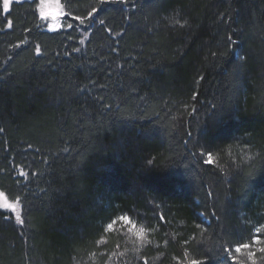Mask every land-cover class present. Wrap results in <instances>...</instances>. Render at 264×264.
<instances>
[{"label": "trees", "instance_id": "1", "mask_svg": "<svg viewBox=\"0 0 264 264\" xmlns=\"http://www.w3.org/2000/svg\"><path fill=\"white\" fill-rule=\"evenodd\" d=\"M37 1L0 0V264H127L135 209L131 264H264V0Z\"/></svg>", "mask_w": 264, "mask_h": 264}, {"label": "rangeland", "instance_id": "2", "mask_svg": "<svg viewBox=\"0 0 264 264\" xmlns=\"http://www.w3.org/2000/svg\"><path fill=\"white\" fill-rule=\"evenodd\" d=\"M15 1L19 2L23 0H12V3ZM12 3L10 4L7 10L4 9L5 14H7V12L9 11ZM37 3L35 5L36 12L39 14V19L43 25L42 27L46 31L53 32L61 29L62 27L66 28L70 27L71 25H76L78 23V21L74 19V15L66 7L64 0H39L37 1ZM150 199H152V201L154 200V198L152 197ZM7 205H11V207ZM0 207L14 209L15 204H11L3 195L0 196ZM135 211L136 212L129 215H127V213L121 214L120 217H128L129 219H115L111 222V224H109L111 225V227H109L108 225V230H113V228H116L120 231V233L125 234V236H128L134 260H130V262H127V264H131L132 262L141 259V254L145 251V249H147L148 243L153 244V248L157 252L156 253L153 249L150 250L152 254H155V259H161L162 254H160L159 242H156V239L151 236L153 228L151 227V224L148 221L149 215L146 211L141 209H135ZM259 228H261V226L254 224V231L253 234H251V240L253 243L251 245V248H253V250L255 249L261 251L262 249H264V234L262 232L263 230H261L260 233L258 232ZM261 234L263 235L261 236ZM257 237L259 238V242H257L256 240ZM104 264H121V262L119 257L111 255L109 258L106 259Z\"/></svg>", "mask_w": 264, "mask_h": 264}, {"label": "snow or ice", "instance_id": "3", "mask_svg": "<svg viewBox=\"0 0 264 264\" xmlns=\"http://www.w3.org/2000/svg\"><path fill=\"white\" fill-rule=\"evenodd\" d=\"M11 3H12V0H3V8L5 10H7ZM93 11H95V9H93ZM89 15L91 16V13H89ZM77 19H80V17H77ZM101 23H103V21H101ZM207 163L208 164H212L213 163V159H212V154L211 153H208ZM0 196H3V193H0ZM7 206L11 207V205H7ZM120 219L121 220H128L129 218L128 217H120ZM109 227H111V225H109ZM256 240H257V242H259V238L258 237L256 238ZM248 247H250V245L247 244V243L240 244V245H237L235 251L236 252H241L242 249H245V248H248ZM192 264H198V262L197 261H193Z\"/></svg>", "mask_w": 264, "mask_h": 264}, {"label": "bare ground", "instance_id": "4", "mask_svg": "<svg viewBox=\"0 0 264 264\" xmlns=\"http://www.w3.org/2000/svg\"><path fill=\"white\" fill-rule=\"evenodd\" d=\"M1 217V216H0ZM10 218V217H9ZM15 218V217H14Z\"/></svg>", "mask_w": 264, "mask_h": 264}]
</instances>
